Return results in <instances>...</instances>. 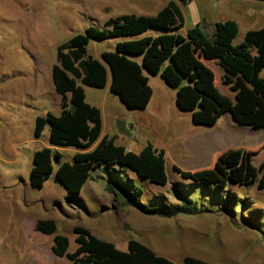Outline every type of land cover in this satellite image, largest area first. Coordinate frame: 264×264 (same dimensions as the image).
I'll return each mask as SVG.
<instances>
[{
	"label": "rangeland",
	"instance_id": "obj_1",
	"mask_svg": "<svg viewBox=\"0 0 264 264\" xmlns=\"http://www.w3.org/2000/svg\"><path fill=\"white\" fill-rule=\"evenodd\" d=\"M167 1L0 0V264L70 263L53 255V236L35 232L39 219L57 222L58 234L70 240V252L77 248L73 228L82 226L122 251L135 239L177 263L191 256L214 264H264V188L259 184L264 177V128L237 121L238 99L225 87L219 90L232 110L212 127L195 125L192 114L177 107V90L161 76L149 75L155 94L144 111L127 109L114 94L104 100L106 89H85L87 102L101 107L105 133L115 135L118 144L134 153L149 143L165 151L167 185L141 180L135 170L128 174L134 183H143L139 200L148 206L181 204L174 194L178 191L198 209L196 215H144L106 189L114 177L100 169L74 193L78 188H67L56 177L60 166L72 162L75 149L70 148L58 149L62 161L53 159L54 173L42 189L30 185L35 153L50 147V126L36 138V119L61 112L52 79L58 47L90 27L109 29L111 17L154 16ZM182 8L186 30L199 24L211 34L215 23L235 21L239 34L234 45L247 32L264 28V1L190 0ZM115 45L112 40L91 41L89 52L99 57ZM257 110L264 121V106L257 104ZM230 150L252 153L250 166L243 158L239 165L256 169L259 180L237 185L236 165L218 162ZM204 170L222 177L227 187L202 183L194 173Z\"/></svg>",
	"mask_w": 264,
	"mask_h": 264
},
{
	"label": "trees",
	"instance_id": "obj_2",
	"mask_svg": "<svg viewBox=\"0 0 264 264\" xmlns=\"http://www.w3.org/2000/svg\"><path fill=\"white\" fill-rule=\"evenodd\" d=\"M189 1L168 0L154 16L111 17L106 21L109 29L90 27L58 47L52 79L61 99V112L58 116L48 112L36 119L34 136L40 138L49 125L50 147L37 151L33 157L30 171L33 189H42L54 173V158L58 163L62 161L63 154L58 149L70 148L77 150L72 162L56 171L63 186L79 190L91 173L100 169L114 177L106 189L144 215L172 219L198 213L192 202L178 191L174 194L181 204L148 206L139 200L138 196L145 190L143 178L158 186L168 184L165 151L149 143L134 153L118 144L116 136L103 135L102 112L87 102L85 90L86 87L105 89L110 84L111 93L127 109L144 111L153 96L149 75H160L169 87L177 90L178 108L190 112L195 125L212 127L232 110L230 102L218 90L214 71L203 62V59L218 60L228 73L222 83L230 86L238 99L237 121L264 128L257 110V104L264 106V77L261 76L264 28L247 32L239 45H234L239 27L233 20L217 22L212 35L206 34L199 24L186 30L182 6ZM110 40L116 44L114 51H104L99 57L90 54L91 41ZM251 156L252 153L243 150H230L218 162L220 166L236 165L237 185H252L258 179V172L239 165L243 158V164L250 166ZM132 170L142 179L134 183L128 176ZM194 175L201 177L205 185L213 184L219 189L228 185L220 181L222 177L207 170ZM259 184L264 188V177ZM78 190L74 193L79 194L81 190ZM35 232L53 236L52 253L57 258H67L69 264H176L135 239L128 242L127 251H122L82 226L73 228L77 248L70 252L69 238L58 234V224L53 219H39ZM181 264L210 263L187 256Z\"/></svg>",
	"mask_w": 264,
	"mask_h": 264
},
{
	"label": "crops",
	"instance_id": "obj_3",
	"mask_svg": "<svg viewBox=\"0 0 264 264\" xmlns=\"http://www.w3.org/2000/svg\"><path fill=\"white\" fill-rule=\"evenodd\" d=\"M165 6V5H164ZM163 6V7H164ZM183 9V8H182ZM160 11V10H159ZM158 11V12H159ZM216 24V23H215ZM214 24V25H215ZM205 32V31H204ZM214 32V31H213ZM206 33V32H205ZM207 34V33H206ZM213 33H209L208 35H212ZM203 62L209 67V68H211L213 71H214V73H215V77H216V85H217V87H218V90L220 89V87H225V89H226V93L227 94H234L232 91H231V88H230V86H228V85H226L225 83H222V78L224 77V76H226V75H228V73L225 71V69L222 67V65L220 64V62L218 61V60H206V59H203ZM217 69V70H216ZM217 71H219L218 73H217ZM263 72V71H262ZM261 75H262V73H261ZM158 76H160V75H158ZM152 81H151V78L149 77V85L151 86V88H152V90H153V96H152V99L150 100V103H149V105L153 102V99H154V89H153V86H152V83H151ZM106 89V91H107V93L103 96V99L104 100H106L107 99V96L110 94H112L111 93V91H110V84H108V86L105 88ZM220 91V90H219ZM220 93H221V91H220ZM222 94V93H221ZM223 95V94H222ZM86 97H87V92H86ZM92 105V104H91ZM148 105V106H149ZM93 106H95V107H97V108H101L100 106H98V105H93ZM148 108V107H147ZM101 110V109H100ZM101 112H102V110H101ZM102 117H103V114H102ZM116 119H117V117H116ZM128 124H132L130 121H128ZM103 135H107V133H105V130H104V123H103ZM112 136H115V135H112ZM111 136V137H112ZM129 146H131V145H129ZM136 149V148H135ZM137 150V149H136ZM75 152H73L74 154L77 152V150H74ZM130 151H133L132 149L130 150ZM135 151V150H134ZM36 223H37V221H36ZM103 239V238H102ZM105 241H108V240H105ZM108 242H110V241H108ZM129 242V241H128ZM113 243V242H112ZM115 244V243H114ZM54 255V254H53ZM165 257V256H164ZM167 258V257H166ZM169 259V258H168ZM199 259V258H198ZM171 260V259H170ZM171 261H173V260H171ZM174 263H176V264H181L182 263V261H180V262H175V261H173ZM209 263V262H208ZM210 264H214V263H210Z\"/></svg>",
	"mask_w": 264,
	"mask_h": 264
},
{
	"label": "water",
	"instance_id": "obj_4",
	"mask_svg": "<svg viewBox=\"0 0 264 264\" xmlns=\"http://www.w3.org/2000/svg\"><path fill=\"white\" fill-rule=\"evenodd\" d=\"M178 107V106H177Z\"/></svg>",
	"mask_w": 264,
	"mask_h": 264
}]
</instances>
